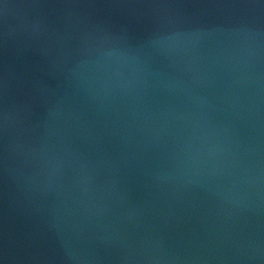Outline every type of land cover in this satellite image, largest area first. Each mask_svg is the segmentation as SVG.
<instances>
[{"label": "water", "instance_id": "95a60500", "mask_svg": "<svg viewBox=\"0 0 264 264\" xmlns=\"http://www.w3.org/2000/svg\"><path fill=\"white\" fill-rule=\"evenodd\" d=\"M0 264H150L66 228L0 211Z\"/></svg>", "mask_w": 264, "mask_h": 264}]
</instances>
